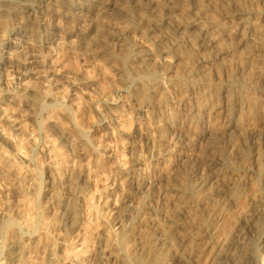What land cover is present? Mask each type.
<instances>
[{
	"label": "clouds",
	"instance_id": "obj_1",
	"mask_svg": "<svg viewBox=\"0 0 264 264\" xmlns=\"http://www.w3.org/2000/svg\"><path fill=\"white\" fill-rule=\"evenodd\" d=\"M0 264H264V0H0Z\"/></svg>",
	"mask_w": 264,
	"mask_h": 264
}]
</instances>
